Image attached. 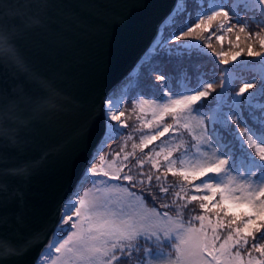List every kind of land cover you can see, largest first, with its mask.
Returning a JSON list of instances; mask_svg holds the SVG:
<instances>
[{"label":"snow or ice","instance_id":"snow-or-ice-1","mask_svg":"<svg viewBox=\"0 0 264 264\" xmlns=\"http://www.w3.org/2000/svg\"><path fill=\"white\" fill-rule=\"evenodd\" d=\"M185 11L186 4L185 8L174 12L173 17ZM248 12L259 16V19L255 16L251 19L264 27V0H235L233 6H229L228 0H199L196 11L188 12L182 21L177 22L173 17L169 18L174 27L173 42L183 41L178 47L197 49L204 55H207L205 48L212 49V55L220 64L228 65L230 60L221 57H228L229 53L216 52L211 43H202L201 33L197 32V29H201L203 25L202 32L208 33V40L215 36L216 40L223 43L226 34L233 33L238 27L239 33L244 34L243 40L248 41L247 55L258 58L261 72H264V35L248 31V22L242 20V14ZM193 20L196 21L194 25ZM213 21L219 23L220 30L225 35H216L212 31ZM253 38L258 40L262 51L254 50V44L251 42ZM241 40L239 34L236 35L235 43L229 40V43L239 50L231 53L232 68L221 69L226 78L220 81L221 91L213 96L216 106L210 114L205 112V102L210 94L215 92V80L212 78L214 71L211 77L197 79L195 83L190 82L182 90L176 91L168 86L166 75L160 73L156 78L162 82V87L167 88L164 92L167 102L150 99L135 101L141 112H144L147 106L156 123L169 115L174 123L163 127V130L157 131L155 135L142 136L139 145H132L134 149L139 147L143 151L166 133L182 128L197 142L194 145L195 154L188 155L186 152L184 158L180 159V167L176 168V160L171 159L173 149L170 148L165 153L161 147L154 157L149 154L151 167L159 174L153 177L151 173L140 171L137 179L128 174L131 169L125 172L127 165L117 168L109 164L110 171H105L103 167L98 170L94 162L97 156L101 162L105 160L104 156L99 155L103 148H99L90 157L89 166L82 174L81 184L73 193L77 198H70L62 206L61 225L36 264H41V261L45 264H120L122 260L133 259V246L141 237L145 242L153 238L158 242L154 259L148 264H264V244L259 243L264 240V101L252 103L256 94L249 90L254 88L257 82H249L240 74L241 65L238 58L245 50L240 47ZM0 51H13L7 46L6 38H0ZM250 70L254 71L255 68ZM237 82L242 86L235 96H231L230 89L234 88ZM259 84L261 97H264V77ZM225 89L229 91L225 92ZM108 112L109 121L118 120L119 116L124 115L120 111L118 99H109ZM206 115L208 122L213 125V131L219 133L213 136V139L208 138L209 133L205 128ZM126 127L127 124L106 123V128L110 129L106 132L108 140H115ZM196 128L203 129L199 136L195 134ZM108 140L101 143L107 144ZM181 146L176 145V148ZM248 149H254L255 155ZM130 155L132 154L125 155L124 159L127 160ZM161 156L166 162V170L163 172L160 171V161L155 158ZM144 163L145 160H137L141 169ZM122 172H125L123 176ZM169 175L180 177L191 186L192 192L207 194L176 193V198L185 203L177 204L176 200H173L172 205L176 207L175 216L167 211L161 213L155 208H148L147 204L138 207L132 202L134 199H144V189L140 190V194L130 191L129 186L135 188L137 184H144L149 190L158 187L159 194H164L163 196L153 191L149 194L157 199L166 198L169 188L165 186L164 181ZM100 177L107 178L104 181L103 195L90 194L91 190L83 196L79 195V187L83 182L95 185ZM120 180L127 181L128 184H111L112 181ZM180 191L186 193L188 189L182 186ZM193 201L199 203L201 214L185 222L180 209L186 208ZM172 205L163 204L162 207L168 209ZM125 208L128 211H125ZM153 217H160L162 226L153 224ZM193 221H199V226ZM69 223L70 229L64 227ZM225 229L228 230L227 234L222 237L221 232ZM64 232L67 235L61 240L60 234ZM250 238L251 251L245 259L241 249L249 245ZM168 244L174 249V258L172 253L166 252ZM28 246L29 242H25L15 250V254L22 255ZM252 251L259 253L260 258L252 255Z\"/></svg>","mask_w":264,"mask_h":264},{"label":"water","instance_id":"water-1","mask_svg":"<svg viewBox=\"0 0 264 264\" xmlns=\"http://www.w3.org/2000/svg\"><path fill=\"white\" fill-rule=\"evenodd\" d=\"M180 1L0 0L13 50L0 51V264H36L104 137L109 93Z\"/></svg>","mask_w":264,"mask_h":264},{"label":"trees","instance_id":"trees-1","mask_svg":"<svg viewBox=\"0 0 264 264\" xmlns=\"http://www.w3.org/2000/svg\"><path fill=\"white\" fill-rule=\"evenodd\" d=\"M234 2L235 0H228L229 6H233ZM198 3L199 0H182V2L178 4L174 12H179V10L185 8V4L186 11L183 14H177L175 17H173L172 14L170 17H173V19L177 22L182 21L186 18L188 12L196 11ZM253 16H255L256 19H259V16H256V14L253 12L242 14V20L248 22V31L252 33L259 32L261 35H264V27L253 22V20L251 19ZM169 18L163 25L160 35L155 42L154 48L134 71V75L126 90L122 106L120 107V111L124 113L123 116H120V120L124 124H127V127L122 129V134L120 136H118L115 140H108L107 144L103 147V151L100 152L99 155L104 156L105 160L101 162L99 156H97L96 160L94 161L98 166V170L99 168L103 167L105 171H110L111 169L108 167L109 164H112L117 168L121 167L122 165H127L125 172H127V169H131L132 171L128 174H132L137 179H139L138 173L140 171H143L146 174L151 173L153 177H155V175H158L159 173L151 167V157L149 156L150 153L152 157H154L155 152L160 151L161 147L164 148L165 153L170 148L173 149L171 159L176 160V168L180 167V159L184 158L186 152L188 155H194L196 152L194 145L197 142L194 141L191 135H189V133L182 128H178L175 132L170 131L169 133H166L165 136L160 137V139H158L157 141H154L153 144L143 149V151H141L139 147L134 149L132 145H139L142 136L155 135L157 131H162L163 127L167 126L168 124L174 123L171 115L166 116L163 121L156 123L152 112L147 109V106L145 107V111L141 112L139 106L135 104V101L140 99H150L157 102H167V97H164V92L167 91V88L162 87V82L157 80L156 78L160 73H164L166 75L168 86L173 89V91H176L182 90L190 82L195 83L197 79H205L206 77H211V74L214 71L215 75L212 78H214L215 80V92L210 94V96L207 98V101L205 102V112L207 114H210L211 110H213L216 106L215 101L213 100V96L221 91L219 87L220 81L221 79L226 78L221 72V69L232 68L233 63L230 59L231 53L239 50V48H234L232 44L229 43V40L235 43L237 34L241 35L242 37L240 47L245 49L244 52L241 53V56L238 58L241 65L240 74L244 76L249 82H252L253 80L257 82L256 86L249 90L250 92L256 94V98L253 99L252 103L255 104L257 102L264 101V97H261L260 94L259 84L261 78L264 77V72H261V66L259 64L258 58L249 57L247 55L246 44L248 43V41L243 40L244 34L239 33L238 27L234 29L233 33L226 34L223 43L216 40L215 36H212L211 40H208L206 38L208 36V33L202 32L203 25L201 26V29H197V32L201 33L202 43H211L212 48H214L216 52L223 51L229 53L228 57H221L222 59L226 58L230 60V63L228 65H223L220 64L219 60L212 55V49L205 48L204 52H206L207 55H204L203 52L197 49L178 47V45L183 43V41L173 42L172 32L174 31V27ZM195 23L196 21L193 20V25ZM211 29L216 33V35H225V33L220 30L219 23L217 21H213L211 23ZM185 31H187V29H185ZM176 34L179 35L178 32ZM251 42L254 44L255 51H262V49L259 47L258 40L253 38V41ZM253 67L255 68V70H250ZM241 86V83L237 82L235 84V87L230 89L231 96H235V93L239 91V88ZM228 91V89H225V92ZM245 116H247V112H245ZM145 125L149 126L145 127ZM205 128L209 133V139H213V136L219 134L218 132L213 131V125L208 122L207 115L205 116ZM202 131L203 129L196 128L195 134L199 136ZM237 131H239V129H237ZM129 137H131V139H129ZM244 139L246 141V137ZM176 145L182 146L177 149ZM248 151L252 152L253 155H255L254 149H248ZM116 153H119L120 155L117 156ZM129 153H131L132 155L128 156V159L125 160V155ZM155 158L160 161V171H165L166 162L163 160V157L161 156ZM137 160H145L142 169L137 164ZM125 172H122L121 176H123ZM106 179V177H100L95 185L84 182L79 195L83 196L84 193L88 192L89 190H91V194L92 192H95L96 194L99 193V195H103V190L105 188L104 181ZM199 182L200 181H195V183ZM111 184L127 185L128 182L120 180L112 181ZM155 184L156 182L155 180H153V185ZM164 184L169 188V192L167 193L166 198L160 199H157L154 195L149 194L150 191H153L158 195L163 196L164 194H159L158 187H154L153 189L149 190L144 184H137L135 188L129 186L130 191L136 192L137 194H140V190L144 189V199L142 201H137L134 199L132 202L138 207H143L144 204H147L148 208H155L161 213L167 211L170 215L175 216L176 207L175 205H172L173 200H176L177 204L185 203V201L176 198V193H180L181 195L207 194L192 192L191 186L183 182L180 177L169 175L167 177V180L164 181ZM182 186L188 189L186 193L180 191ZM216 199L218 200L219 196H217ZM163 204H170L172 205V207L165 209L162 207ZM125 211H128V209L125 208ZM201 211L202 210L199 208V203L196 201L188 204L186 208L180 209L181 217L185 222H188L193 216L200 215ZM209 215L212 214L209 213ZM152 222L153 224L162 226L160 217H153ZM193 222L196 224V226H199V221ZM60 225L61 223L59 224V226ZM64 227L70 229L71 224H66L64 225ZM156 230L159 231V228H157ZM227 231L228 230L225 229L223 232H221V236L223 237L224 235H226ZM66 235V232L61 233L60 239L62 240L66 237ZM251 243L252 241L250 238L249 245L246 246V248L241 249V253L245 259H247L248 252L251 251ZM259 243L264 244V240L259 241ZM157 244L158 242L155 240V238L147 242L144 241L143 237L139 238L132 249L133 259L122 260L120 264H148V262L153 261L154 259ZM145 249H147V251H145ZM166 252L172 253V256L174 258V249L171 247V244L167 245ZM251 254L256 256L257 258H260L259 253L252 251ZM53 255L55 254L53 253Z\"/></svg>","mask_w":264,"mask_h":264},{"label":"rangeland","instance_id":"rangeland-1","mask_svg":"<svg viewBox=\"0 0 264 264\" xmlns=\"http://www.w3.org/2000/svg\"><path fill=\"white\" fill-rule=\"evenodd\" d=\"M173 13H174V12H173ZM173 13H172V14H173ZM172 14H171V15H172ZM166 21H167V20H166ZM164 24H165V23H164ZM154 46H155V44H154ZM154 46H153V48H154ZM153 48H152V49H153ZM137 68H138V67H137ZM137 68H136V69H137ZM136 69H135V70H136ZM135 70H134V71H135ZM134 71L132 72L131 77H130L129 79L124 80V83L121 84L123 88H122V91H121V98H120V99L115 98L114 96H111V95L107 97V100H106L105 105H104V111H105V113H106V116H105V133H104V137H103V139L101 140V142L104 141V140H108V137H107V135H106V132H107V131H110V129H107V128H106V123L110 122V123H112V124H118V125H119V124H124V123L120 120V116H119V119H118V120H112V121H109V120H108V117H109V112H108L109 99H110V98H112L113 100H117V99H118V100H119V107L122 106V103H123V100H124L123 98H124V96H125L124 94L126 93V91H124V90H127L128 85H129V83H130V81H131V79H132V77H133V75H134ZM123 91H124L125 93H124ZM117 115H118V114H117ZM101 142H100V144L98 145V149L101 148V147L103 148V147L106 145V144H102ZM98 149H97V150H98ZM96 152H97V151H96ZM83 183H84V182H83ZM83 183H82V186H83ZM79 184H81V182H80ZM79 184H78V185H79ZM82 186L79 187V192H80ZM76 190H77V189H76ZM76 190H75V191H76ZM75 191H74V192H75ZM90 194H91V192H90ZM92 194H94V195H99V193L96 194L95 192H94V193L92 192ZM70 198L73 199V200H75V199H76V196L72 194ZM70 198H69V199H70ZM60 223H61V221L59 222V224H60ZM59 224H58V226H59ZM57 228H58V227H57ZM56 230H57V229H56ZM52 239H53V237H52ZM52 239H51V240H52ZM51 240H50V242H51ZM50 242H49V243H50ZM46 248H47V247H46ZM46 248H45V249H46ZM43 252H44V251H43ZM43 252H42V253H43ZM54 254H55V253H54ZM40 258H41V255H40V257L38 258V260H39ZM41 262H42L41 264H45L44 261H41Z\"/></svg>","mask_w":264,"mask_h":264},{"label":"bare ground","instance_id":"bare-ground-1","mask_svg":"<svg viewBox=\"0 0 264 264\" xmlns=\"http://www.w3.org/2000/svg\"><path fill=\"white\" fill-rule=\"evenodd\" d=\"M122 85L121 84H118V85H116L112 90H111V92L109 93V96L111 95V96H114L115 98H118V99H120L121 98V91H122ZM104 116H106V113H105V111H104ZM75 191V190H74ZM74 191H73V193H74ZM72 193V194H73ZM71 194V195H72ZM71 197V196H70ZM60 221H61V217H60Z\"/></svg>","mask_w":264,"mask_h":264}]
</instances>
